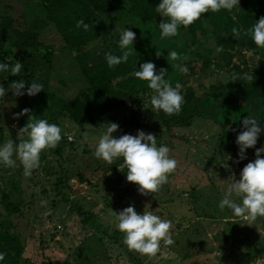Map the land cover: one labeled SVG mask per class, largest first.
I'll return each instance as SVG.
<instances>
[{
    "label": "rangeland",
    "instance_id": "374dc122",
    "mask_svg": "<svg viewBox=\"0 0 264 264\" xmlns=\"http://www.w3.org/2000/svg\"><path fill=\"white\" fill-rule=\"evenodd\" d=\"M137 1L113 0L112 9L101 13L84 12L71 5L74 14L92 23L89 29L98 26L114 35L118 44L115 55L122 54L121 30L134 32L136 38L129 46L126 62L134 69L132 73L146 62L154 63L157 72L166 69L165 78L173 86L177 82L182 84L185 101L195 100L196 114L183 113L188 124L170 123L166 128L155 119L157 111L150 103L153 92L148 82L134 77V94L121 97L118 105L104 107L94 122L76 125L60 109L59 102L49 106L43 95L15 96L6 73L0 72V86L6 91L5 97L0 98V146L8 139L18 142V130L26 125L28 115L13 117L25 108L31 110L29 115L62 129L58 146L41 153L40 166L30 176L23 174L18 160L13 168L0 164V252L6 253L0 264H264V217L248 224L230 209L221 211L218 207L231 177H235L233 182L238 181L243 167L255 160L256 150L262 147L247 149L246 159L239 160L236 138L243 127L242 120L248 115L255 117L264 129V98L240 99L229 82L227 69L234 65L252 72L264 67V48L234 46L228 53L218 54L216 47L220 44L203 21L197 25L203 28L202 33H196L202 55L198 59L196 46L184 30L175 37L161 38L158 25L167 22L156 12L161 0H155L150 21L127 13ZM8 4L13 6L11 18L21 26H27L35 17L32 5L27 7L29 16L22 14V1L0 0V5ZM242 11L241 0L237 7L226 10L232 17ZM36 15L44 23L45 17ZM40 33L45 46L54 52L59 49L61 41L52 25L44 26ZM90 47V52L85 53L70 49L63 59L67 71L56 64L54 75L35 50L11 44L2 51L6 60L11 56L13 62L23 64L21 71L30 79L49 81L56 97L69 100L84 85L77 78L78 70L106 61L107 52ZM172 50L186 55L187 61L170 60L167 55ZM156 51L161 52L159 58ZM175 63L186 67L190 64V71L180 73L173 67ZM202 63H207L209 69ZM22 91L26 92V87ZM78 97L83 102L85 95ZM110 123L119 125L114 138L124 134L135 136L142 130L155 135L158 147L170 149L177 168L158 192L142 195L137 185L127 182V169L119 167L122 158L109 165L94 156L98 139ZM82 132L88 133L87 142H82ZM129 206L137 214L152 211L171 221L174 244L165 246L161 242L156 256L130 251L112 214Z\"/></svg>",
    "mask_w": 264,
    "mask_h": 264
},
{
    "label": "clouds",
    "instance_id": "9594fccd",
    "mask_svg": "<svg viewBox=\"0 0 264 264\" xmlns=\"http://www.w3.org/2000/svg\"><path fill=\"white\" fill-rule=\"evenodd\" d=\"M239 0H161L156 7V12L167 18V22L158 25L161 38H170L178 35L179 27H188L209 11L219 12L221 10L231 11L237 7ZM76 28H83L88 31L90 25L83 19L76 22ZM232 36L239 39L241 34L250 36L257 47L264 48V17L255 22L251 28L243 29L233 27ZM136 34L125 28L121 30L119 37V48L121 55L112 52L105 53L107 66L113 68L129 59V46L133 45ZM224 45L216 47V52H223ZM14 51V49H13ZM133 51V48H131ZM159 58L161 52L156 51ZM168 58L172 61H187L186 55L182 56L175 50L168 52ZM19 61L13 62L12 57L7 62L0 63V72H10L12 76H18L23 68ZM174 68L180 73L187 74L188 68L182 63H175ZM130 75L135 78L147 81L148 88L153 94L150 103L154 111H162L168 116L178 115L185 103L182 93V84L177 82L175 86L166 79V69L156 70L152 62L140 65ZM249 72L230 75V82L253 80ZM25 81L18 80L9 85L15 96L27 95L33 97L43 91V85L35 81L30 83L27 91ZM6 91L0 86V98L5 97ZM30 109L25 108L14 115L13 119L28 115L27 123L17 133V143L8 139L0 146V164L7 168L16 167L17 160L23 168V174L30 176L32 171L39 168L41 153L46 149H55L62 139V129L48 120L29 115ZM243 130L236 138L239 147V160L246 159L245 151L254 148L258 137L264 129L255 117L246 116L242 120ZM90 127V126H89ZM119 128L116 123L107 124L106 130L98 139L95 146L94 156L111 165L116 159L122 158L121 169L126 168V180L138 186L142 195L158 192L168 182V177L177 168L178 162L171 158L170 149L167 146H157V138L154 134L138 131L135 136L130 134L114 138ZM82 142L88 141V133L82 132ZM15 156V159L13 158ZM255 160L243 167L240 179L227 186L225 194L218 207L221 211L230 209L235 217L242 218L253 224L258 217H264V146L255 152ZM231 159V157H228ZM238 162V161H237ZM235 197L236 199H234ZM237 199L239 202H237ZM46 203V202H42ZM116 220V228L124 235L123 243L130 251L141 255L156 256L161 249V242L165 246L174 244L170 234L171 221L161 219L152 211H144L142 215L137 214L133 206H129L118 214L112 211ZM6 253L0 252V261L5 259Z\"/></svg>",
    "mask_w": 264,
    "mask_h": 264
},
{
    "label": "trees",
    "instance_id": "16d2710c",
    "mask_svg": "<svg viewBox=\"0 0 264 264\" xmlns=\"http://www.w3.org/2000/svg\"><path fill=\"white\" fill-rule=\"evenodd\" d=\"M22 1L21 11L22 14H29L28 6L32 5L36 10V14L45 17L44 23L38 21V15L35 14L32 21H28L27 26H21L20 22H16L11 18L13 11L12 5H0V63L7 62L5 52L2 51L4 47L11 45L16 48L32 49L37 52L44 63L47 64L49 71H54L52 74L57 73L55 69L56 64L58 68L67 71V65L63 59L67 56L72 49L75 53L90 52V46H96L101 52L117 53V41L114 40V35L110 34L107 30H102L98 26L93 29L84 31L83 28H76V22L81 18L73 13L72 5L80 8L84 12H105L112 9L113 0H20ZM29 3V4H28ZM155 0H138L127 13L135 15L141 21H150L154 11ZM243 11L235 17L230 16L226 10L219 12H211L202 15L200 19L195 21L188 27H179L178 31L184 30L188 35L191 43L196 46L197 58L201 59L202 55L199 54L200 44L196 38V33H202L203 28H198L203 21L211 29L212 35L218 40L219 44L224 45V53H228L236 47H245L247 49H254L257 46L254 44L250 36L241 34L239 39L232 36L231 29L233 27L248 29L259 20V17L264 15V0H241ZM70 15H66V11ZM44 13V14H43ZM85 23L92 26L86 19ZM52 25L55 33L59 37L61 44L55 52L52 48L44 45L41 36V30L44 26ZM198 25V26H197ZM93 44V45H92ZM199 47V48H198ZM227 55V54H226ZM197 61H194L196 63ZM209 69L207 63H202ZM230 58L228 56L226 66L229 67ZM219 68L217 64L213 65ZM190 67V64L188 65ZM187 67V68H188ZM134 69H130L127 63H121L113 68L107 66L104 61L101 65L89 67L78 70L77 78L82 80L84 84L72 98L63 100L56 97L53 88L49 81H37L41 83L43 91L38 93L46 98L49 106L54 102H59L60 109L66 114L69 121L76 125H81L84 122L92 123L100 115L104 107L109 108L112 104H120V98L130 97L134 94L131 87L134 76L130 75ZM59 71V70H58ZM190 71V68H188ZM228 79L230 82V75L233 72L243 73L249 72L246 68H239L230 65L227 69ZM7 79L13 83L18 80L25 81L26 89L33 82L25 72L21 71L18 76H12L10 72H5ZM253 75V80L249 82L237 81L230 82L233 91L242 100L250 99H263L264 98V67H258L249 72ZM85 95L84 101H79V95ZM195 100L190 102L188 99L182 106V110L178 115L168 116L162 111H157L155 116L156 120H161L166 128L170 123H185L188 124V118L183 115H195ZM263 129V128H262ZM243 130V127L238 131ZM230 144V143H229ZM264 146V131L258 137L256 146ZM228 150V147H224Z\"/></svg>",
    "mask_w": 264,
    "mask_h": 264
},
{
    "label": "built area",
    "instance_id": "2783aa9c",
    "mask_svg": "<svg viewBox=\"0 0 264 264\" xmlns=\"http://www.w3.org/2000/svg\"><path fill=\"white\" fill-rule=\"evenodd\" d=\"M69 140V139H68Z\"/></svg>",
    "mask_w": 264,
    "mask_h": 264
}]
</instances>
